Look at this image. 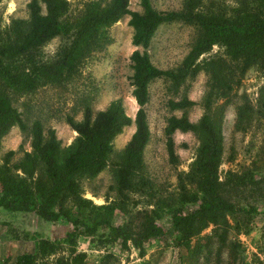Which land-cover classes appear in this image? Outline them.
<instances>
[{"label":"rangeland","instance_id":"374dc122","mask_svg":"<svg viewBox=\"0 0 264 264\" xmlns=\"http://www.w3.org/2000/svg\"><path fill=\"white\" fill-rule=\"evenodd\" d=\"M30 0H2L0 2V34L6 38L9 27L17 19L27 20V4ZM69 10L63 19L76 20L87 5L99 3L106 6L110 0H68ZM243 0H201L205 11L233 16L246 7ZM160 11L179 10L184 0H151ZM129 8L141 11L139 0H129ZM129 15L122 16L106 28V42L83 57L69 76L50 82L28 93L8 89L12 103L31 125L40 120L44 129L54 128L60 140L61 153H65L77 133L67 123V116L82 118V111L89 104L93 113L104 109L111 100L122 97L128 114L135 116L138 109L132 96L130 55L136 49L131 42L132 27ZM199 34L193 23L173 21L162 23L153 35L149 53L153 63L162 69L176 68L190 50ZM67 39L57 36L31 53L39 62L50 63L59 54V47ZM222 64L224 76L232 79L231 88L219 84L211 89L212 75L201 69L179 87L164 77L156 78L149 85V100L146 103L150 139L144 149V166L141 176L147 180L120 196L115 188L113 164L119 161L121 151L133 133L132 123L113 140L106 167L94 177L80 180L82 196L94 204L114 203L110 226L100 225L89 232L85 226L76 228L64 221H46L34 212H15L0 208V264H19L22 254H34L35 264H264V68L253 66L243 73L240 64L232 63L224 47L214 45L203 58ZM202 58V57H201ZM233 71V74L232 72ZM219 77H223L219 74ZM0 87L3 86L0 83ZM187 96L194 102L187 108L170 109V99ZM210 103L212 114L222 118L223 161L219 167V179L252 174L253 182L243 188L230 187L227 193L231 204L238 210L228 212L227 239L220 243L217 232L220 225L209 223L190 240H181L179 229L173 225V212L185 201L181 213L193 216L201 203V194L190 203L197 190L193 163L199 147V139L192 131L176 130L173 134L178 161L171 163L166 150L164 127L167 118L186 113L192 122H197ZM242 107V108H241ZM246 114L238 123V111ZM216 117V118H219ZM29 136L18 126H13L3 137L0 147V165L5 153L14 150L9 166L14 169L25 151H30ZM18 173L21 171L18 170ZM139 176L138 178H141ZM195 177V178H194ZM134 181V183H135ZM255 182V183H254ZM256 182H258L256 184ZM0 185V193H1ZM162 204L161 217L155 220L160 235L143 241L141 255L134 241L123 243L113 227H120L127 234L138 237L145 231L144 222L153 216V210ZM159 214V213H158ZM198 220L195 224H204ZM47 241L53 248L48 250ZM48 245V246H49Z\"/></svg>","mask_w":264,"mask_h":264},{"label":"trees","instance_id":"16d2710c","mask_svg":"<svg viewBox=\"0 0 264 264\" xmlns=\"http://www.w3.org/2000/svg\"><path fill=\"white\" fill-rule=\"evenodd\" d=\"M242 2L246 7L228 16L222 12L205 11L201 0H184L181 9L168 11L154 8L151 0H139L141 11L131 10L129 0H110L106 6L96 2L87 5L75 20L74 17L63 19L69 10L68 0H30L27 4L28 19L14 20L6 38L0 34V83L6 86L0 87V147L3 137L16 125L29 136L31 148L14 164L16 171L9 166L15 151L5 153L4 162L0 165V208L34 212L46 221H64L76 228L85 226L89 232L103 224L110 226L109 214L116 206L114 203L97 205L83 197L80 180L94 177L106 167L114 138L133 123L135 129L124 145L119 161L113 164V188L120 196H125L126 191L137 184L136 178L142 185L147 184L141 174L144 149L150 139L145 107L149 100L150 83L164 77L174 87H179L187 78L206 69L212 75L211 89L221 84L227 91L231 88L232 79L224 76L222 64L213 56L203 58L214 45L224 47L230 61L240 64L241 73L254 65L264 68V0ZM124 15L130 17L131 42L136 46L130 55L132 96L138 104L135 116L128 114L122 97L111 100L96 113L86 104L80 120L67 116V123L77 135L66 152L61 153L55 129H44L38 119L28 125L12 103L7 88L28 93L69 76L84 56L106 42V28ZM173 21L193 23L198 27L199 34L176 68L162 69L153 63L149 47L158 26ZM57 36L67 39L66 45L59 47L57 58L50 63L36 61L31 52ZM167 104L173 110L187 108L194 102L184 95L180 99H170ZM210 106L207 101L205 112L197 122H192L186 113L180 116L172 114L166 120L164 134L171 163L178 161L173 137L176 130L192 131L199 139L192 168L197 190L192 194L191 201L188 200L193 203L197 200V193L201 194V203L195 213L205 219L193 216L191 212H179L186 198L173 212V225L179 229L181 240L185 241L198 235L207 224L215 223L222 227L216 234L220 243H224L229 226L225 214L238 210L228 200L227 193L230 187L243 188L247 182H253V176L251 173L241 175L237 181L230 175L225 181L219 179L224 152L222 118L213 115ZM245 116L240 109L238 123L243 122ZM162 206L160 204L159 210H153L154 217L144 222L146 229L137 238L127 234L123 228L113 227V230L122 237L123 243L129 239L134 241L142 255L143 241L160 235L155 220L161 217ZM198 220L204 224L197 226L195 223ZM42 244L48 250L53 248L47 241ZM18 261L19 264H35L34 254H22Z\"/></svg>","mask_w":264,"mask_h":264}]
</instances>
